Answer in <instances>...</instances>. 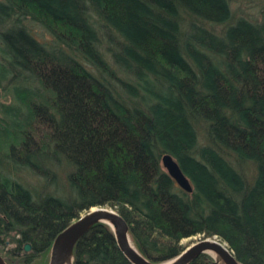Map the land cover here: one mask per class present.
<instances>
[{
	"label": "trees",
	"instance_id": "obj_1",
	"mask_svg": "<svg viewBox=\"0 0 264 264\" xmlns=\"http://www.w3.org/2000/svg\"><path fill=\"white\" fill-rule=\"evenodd\" d=\"M234 11L231 0H0V89L12 98L0 107L6 264L47 258L91 206L113 207L152 262L180 253L185 237L216 235L242 264H264V15ZM3 160L45 184L63 164L64 194L32 192ZM73 264L133 263L97 222ZM188 264L220 263L202 252Z\"/></svg>",
	"mask_w": 264,
	"mask_h": 264
},
{
	"label": "water",
	"instance_id": "obj_2",
	"mask_svg": "<svg viewBox=\"0 0 264 264\" xmlns=\"http://www.w3.org/2000/svg\"><path fill=\"white\" fill-rule=\"evenodd\" d=\"M162 166L182 189L191 191L192 186L177 161L169 153L160 157ZM102 222L110 225L116 243L122 253L133 264H188L202 252L216 253L214 260L220 264H242L239 262L227 243L216 235L199 237L184 247L176 256L163 262L148 260L131 242L128 225L123 217L111 206H91L83 214H79L67 226L61 229L51 242L48 264H73V248L78 238L94 223ZM24 250L31 248L24 244ZM0 264L6 261L0 254Z\"/></svg>",
	"mask_w": 264,
	"mask_h": 264
},
{
	"label": "rangeland",
	"instance_id": "obj_3",
	"mask_svg": "<svg viewBox=\"0 0 264 264\" xmlns=\"http://www.w3.org/2000/svg\"><path fill=\"white\" fill-rule=\"evenodd\" d=\"M231 6L235 9L234 11L235 16L242 15V16H246L249 18L257 17V19H260L262 15H264V0H231ZM33 31L39 37L49 36V34L41 26L37 24L33 25ZM10 100H12L10 93L6 92L5 90L1 88L0 89V107L1 105H3V103H8ZM62 165L53 167L57 175L56 183L53 184L49 182L45 184L44 177L33 172L32 170L30 169H25V170L20 169L17 171L11 170L10 166L8 165L7 162H5V160L1 162V167L4 170L8 171V173L13 178L17 179L23 185L31 189L32 192H37V193L49 192L53 194L63 193V187L64 185H66V182H65L66 167ZM245 170L247 173H249L250 171H252V167L248 165L245 167ZM84 212L85 211H82L80 214H83ZM197 238H199V236L197 235L185 237L181 240V242L186 247L188 244L192 243ZM6 241H7L6 244L8 245V247H11L12 244L8 242V239H6ZM48 260H49V254L47 258L40 257L39 259H37V261L35 260L33 264H40V261L43 262V264H48Z\"/></svg>",
	"mask_w": 264,
	"mask_h": 264
},
{
	"label": "bare ground",
	"instance_id": "obj_4",
	"mask_svg": "<svg viewBox=\"0 0 264 264\" xmlns=\"http://www.w3.org/2000/svg\"><path fill=\"white\" fill-rule=\"evenodd\" d=\"M160 161H161V160H160ZM109 227H110V225H109ZM52 240H53V239H52ZM130 240H131V239H130ZM131 242H132V241H131ZM50 246H51V244H50ZM73 249H74V248H73ZM49 251H50V249H49ZM209 254L212 255V256H214V257L216 256V253L213 252V251H210Z\"/></svg>",
	"mask_w": 264,
	"mask_h": 264
}]
</instances>
